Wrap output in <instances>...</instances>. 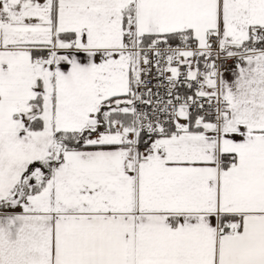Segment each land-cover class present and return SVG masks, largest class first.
Instances as JSON below:
<instances>
[{"label":"snow or ice","instance_id":"1","mask_svg":"<svg viewBox=\"0 0 264 264\" xmlns=\"http://www.w3.org/2000/svg\"><path fill=\"white\" fill-rule=\"evenodd\" d=\"M0 264H264V0H0Z\"/></svg>","mask_w":264,"mask_h":264}]
</instances>
